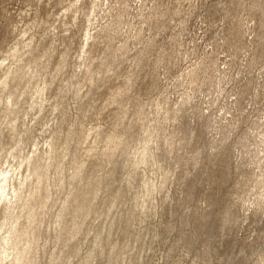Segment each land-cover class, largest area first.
<instances>
[{
	"label": "rangeland",
	"instance_id": "374dc122",
	"mask_svg": "<svg viewBox=\"0 0 264 264\" xmlns=\"http://www.w3.org/2000/svg\"><path fill=\"white\" fill-rule=\"evenodd\" d=\"M0 264H264V0H0Z\"/></svg>",
	"mask_w": 264,
	"mask_h": 264
}]
</instances>
